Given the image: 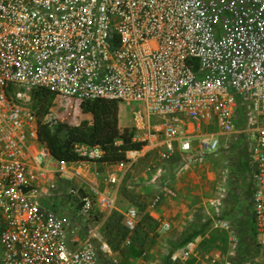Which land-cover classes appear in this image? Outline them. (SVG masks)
<instances>
[{
	"label": "built area",
	"instance_id": "built-area-1",
	"mask_svg": "<svg viewBox=\"0 0 264 264\" xmlns=\"http://www.w3.org/2000/svg\"><path fill=\"white\" fill-rule=\"evenodd\" d=\"M39 88L55 93L46 113ZM95 100L134 104L141 144L105 162L116 170L103 188L87 174L105 150L77 143L87 160H60L51 132L55 104ZM231 136L264 251V0H0V264L117 261L97 220L118 210L126 170L151 153L187 167ZM124 215L134 229L136 209Z\"/></svg>",
	"mask_w": 264,
	"mask_h": 264
},
{
	"label": "rangeland",
	"instance_id": "rangeland-1",
	"mask_svg": "<svg viewBox=\"0 0 264 264\" xmlns=\"http://www.w3.org/2000/svg\"><path fill=\"white\" fill-rule=\"evenodd\" d=\"M133 108L134 104H123L122 110L118 105L117 109L114 105H98L93 111L84 113L82 110L74 111L72 106L65 108L57 103L53 111L57 113L59 121L51 128L52 136L54 138L55 128L60 123L73 126L88 120L92 124H99L110 113L117 114L121 130H130ZM223 141L229 145V149L201 158L187 167L180 154L171 160H164L151 153L126 170L118 186V210L97 220L102 224L101 229L106 239L108 235L109 244L115 252L117 261L111 260V264H202V261L224 264L228 260L235 264L241 244L243 247L248 244L250 248V258L242 264H263L264 251L257 245L250 228L245 233L240 232L246 217L248 197L246 180L239 167L242 155L238 148H234L232 136ZM88 169V177L97 174L101 188L107 187L105 179L108 172L116 170L110 164L92 161H89ZM110 187L115 188V185ZM217 198L224 205L216 206L218 203L214 200ZM156 199L157 203L151 206ZM130 207L137 211L134 229L125 223L124 213ZM151 212L159 219H154ZM162 220L171 223L169 230L161 229ZM207 221H210L209 226L201 229ZM226 221L228 224H225ZM139 223L142 224L140 228L137 227ZM199 230L196 237L186 242L191 251L189 257L175 259L176 252L183 245L178 243L188 234ZM122 232L126 237L120 247L125 246V252L115 248L116 234ZM242 237L247 244L241 241ZM248 240L251 242L248 243ZM216 253L219 254L218 259L212 261ZM207 254H211V257L208 258Z\"/></svg>",
	"mask_w": 264,
	"mask_h": 264
},
{
	"label": "trees",
	"instance_id": "trees-1",
	"mask_svg": "<svg viewBox=\"0 0 264 264\" xmlns=\"http://www.w3.org/2000/svg\"><path fill=\"white\" fill-rule=\"evenodd\" d=\"M33 101L35 107H39V110L41 112H47L49 107L53 103V99L55 98V93L51 92L50 90L46 88H39L37 89L33 96ZM100 105H114L117 109V102L114 101H107V100H95V101H88L85 102L82 106V111L84 113H89L93 111L95 106ZM67 127V133H66V140H62L61 135L59 132L64 129V127ZM54 147H53V153L54 155L64 161L68 162H78L81 160H87L86 157L80 156L75 151V145L77 143H85L90 146H96L99 145L105 150V154L97 161L99 162H107L112 163L119 160H122L125 158L126 150L131 148H140L141 144L138 142L132 141V132L129 129L121 130L119 128V121L118 116L116 113L108 114L106 118L101 120V123L99 124H92L88 120L82 121L79 125H69L65 123H60L56 126L54 131ZM240 169L242 170L244 168L243 165H239ZM246 193L249 196H251V190L250 188L245 189ZM247 198V206H246V217L245 220L242 222L240 227V232L245 233L247 232V228H250V231L257 243V232L255 230V227L252 223H250V215L252 213V204L249 202ZM150 218V217H149ZM152 219V218H151ZM156 219V218H154ZM153 219V220H154ZM210 224V221L204 222L202 224V228L208 227ZM117 225V224H116ZM126 227V226H125ZM137 227H142V224H137ZM118 228V225H117ZM118 228V232H119ZM247 230V231H246ZM200 233L199 231L193 232L191 234H188L185 236L178 244H183L184 246L186 242L190 241L194 237H196ZM116 250L120 249L121 252H125L126 247H120L122 241L125 239L126 234L122 232V234L117 233L116 234ZM224 239H226V236H223ZM248 239V237H247ZM107 241H109L108 235H107ZM241 241L244 244L246 243L245 238H241ZM251 240H248V243H250ZM112 245V244H111ZM258 246H260L257 243ZM250 258V248L247 244L245 247L242 246L239 250V256L235 260V264H242L245 262L246 259Z\"/></svg>",
	"mask_w": 264,
	"mask_h": 264
},
{
	"label": "water",
	"instance_id": "water-1",
	"mask_svg": "<svg viewBox=\"0 0 264 264\" xmlns=\"http://www.w3.org/2000/svg\"><path fill=\"white\" fill-rule=\"evenodd\" d=\"M66 133H67V127L65 126L63 130H61L60 135L62 140H66ZM249 201H252V197L249 198Z\"/></svg>",
	"mask_w": 264,
	"mask_h": 264
},
{
	"label": "flooded vegetation",
	"instance_id": "flooded-vegetation-1",
	"mask_svg": "<svg viewBox=\"0 0 264 264\" xmlns=\"http://www.w3.org/2000/svg\"><path fill=\"white\" fill-rule=\"evenodd\" d=\"M251 196H249V198H250ZM249 198H248V200H249ZM250 202V201H249Z\"/></svg>",
	"mask_w": 264,
	"mask_h": 264
},
{
	"label": "clouds",
	"instance_id": "clouds-1",
	"mask_svg": "<svg viewBox=\"0 0 264 264\" xmlns=\"http://www.w3.org/2000/svg\"><path fill=\"white\" fill-rule=\"evenodd\" d=\"M97 162H99V161H97ZM105 163V162H104Z\"/></svg>",
	"mask_w": 264,
	"mask_h": 264
}]
</instances>
